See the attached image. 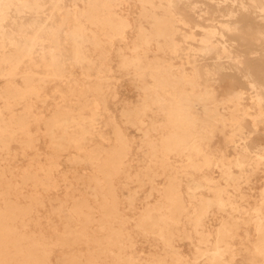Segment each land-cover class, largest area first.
Instances as JSON below:
<instances>
[{
	"label": "bare ground",
	"instance_id": "1",
	"mask_svg": "<svg viewBox=\"0 0 264 264\" xmlns=\"http://www.w3.org/2000/svg\"><path fill=\"white\" fill-rule=\"evenodd\" d=\"M261 174L264 0H0V264H264Z\"/></svg>",
	"mask_w": 264,
	"mask_h": 264
},
{
	"label": "rangeland",
	"instance_id": "2",
	"mask_svg": "<svg viewBox=\"0 0 264 264\" xmlns=\"http://www.w3.org/2000/svg\"><path fill=\"white\" fill-rule=\"evenodd\" d=\"M121 93H122V98H124L125 100L134 102L137 99V92L132 91V90H128L127 88L121 89ZM51 108H55V102H52V103L50 102L49 107H47L49 112L51 111ZM117 114H118V112H117ZM130 135L133 138H136V139L139 138V134L135 129L130 130ZM24 163L25 162L14 163L13 167L19 166V165L22 166V165H24ZM63 169H64V166H63ZM75 174H76V171L71 170V177H73ZM258 179H259L258 182L255 183V189L256 190L252 191V193L253 192L255 193L256 191H258L259 189H257V188H259L263 184L262 182L264 181V174H261L258 177ZM72 180L75 184H78L77 181L75 180V178H72ZM77 191H76V194H80V191L79 190H77ZM63 193H64V191L61 190L60 194L63 195ZM52 194L55 195L56 193H52ZM144 202H145V191L141 193V196L139 198V204H138L139 207H143ZM47 210L43 209V212L41 214L43 220H45V217H47L49 215ZM231 215L237 216V213L234 212L231 208H229L225 212L220 213V215L218 214V215H215L214 217H212L211 220L209 221L210 227H211V234H214L216 232V229L220 225L221 220L231 219L229 217ZM187 228H190V226L187 225ZM247 231H252L251 225L249 226V225L242 223L240 226L239 232L237 233V236L232 240L233 247L236 250L240 251V253L242 254V256L240 258H249V257L254 258L255 257V254L252 253V251L249 252V250H248V248L250 246V242L247 238ZM178 243H179V246L181 247V249L185 253L192 254V252L194 251L193 245H191L190 242H188V240H186L185 238L180 239L178 241ZM159 248L160 247L157 245V242L154 241L153 239H151V238L146 239L142 236L138 237V250L141 253L150 254L152 252L159 250ZM58 258H60V255L58 252H56L55 257H54L55 264H57Z\"/></svg>",
	"mask_w": 264,
	"mask_h": 264
}]
</instances>
